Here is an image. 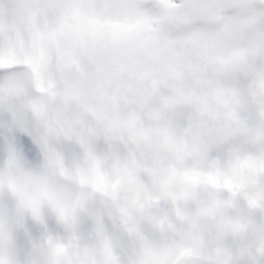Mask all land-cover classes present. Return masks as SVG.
<instances>
[{
	"label": "clouds",
	"instance_id": "9594fccd",
	"mask_svg": "<svg viewBox=\"0 0 264 264\" xmlns=\"http://www.w3.org/2000/svg\"><path fill=\"white\" fill-rule=\"evenodd\" d=\"M0 264H264V0H0Z\"/></svg>",
	"mask_w": 264,
	"mask_h": 264
}]
</instances>
